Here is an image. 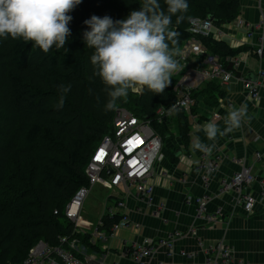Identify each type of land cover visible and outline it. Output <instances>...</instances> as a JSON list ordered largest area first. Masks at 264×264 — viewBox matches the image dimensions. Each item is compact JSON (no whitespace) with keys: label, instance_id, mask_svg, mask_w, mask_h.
<instances>
[{"label":"trees","instance_id":"16d2710c","mask_svg":"<svg viewBox=\"0 0 264 264\" xmlns=\"http://www.w3.org/2000/svg\"><path fill=\"white\" fill-rule=\"evenodd\" d=\"M186 13L172 16L171 27L178 32L177 42L193 38L207 53L222 60L251 51L247 46L230 47L209 36H192L190 18L210 20L214 26L231 23L240 14L239 0H187ZM167 12L165 0H159ZM139 0H82L69 13L71 36L64 48L53 46L47 54L22 39L0 38V264H20L40 241L58 244L60 236L77 237L87 250H98L90 234H74L73 224L63 210L82 186H88L85 167L103 136L111 131L118 107L134 115L154 119L159 107L170 108L177 100L171 83L161 95L145 88L138 93L129 90L113 109L108 86L91 63L93 49L85 46L84 21L92 15L124 19L139 10ZM183 20L177 23V16ZM70 90L62 92L60 85ZM218 81L207 82L203 89L192 90L208 106H215L223 94ZM64 97L63 106L60 98ZM195 104L190 113L194 112ZM175 110L172 118L152 126L162 137L176 122L183 145L189 144V115ZM162 153H166L162 148ZM167 155V154H166ZM114 201V197L107 198ZM103 214L97 230L106 237L122 219ZM129 249L125 250L128 252Z\"/></svg>","mask_w":264,"mask_h":264},{"label":"crops","instance_id":"0c3cea01","mask_svg":"<svg viewBox=\"0 0 264 264\" xmlns=\"http://www.w3.org/2000/svg\"><path fill=\"white\" fill-rule=\"evenodd\" d=\"M239 2V16L231 23L214 26L209 37L232 48L244 45L252 49L231 59L236 62V71L241 77L219 85L223 96L215 106L204 104L199 97L194 112L187 113L190 134L187 146L178 135L176 122L170 123L163 141L166 153H162L147 180V185L152 187L150 202L137 198L132 188L133 196L123 197V207L115 208V213L126 218V226L115 229L101 242L92 238L98 241V250L85 249L81 257L86 264H134L125 250L146 241L153 244L154 250L144 257L146 264H202L206 248L218 242L231 249L232 264H264V90L253 99L243 85L245 79L264 73V56L259 58L253 53L255 48L264 47V0ZM193 45L203 49L196 41H187L179 48L180 53L187 52V68L174 73L171 83L176 86L182 81L199 91L206 82L202 83L195 71L201 60L193 52ZM241 104H247L251 121L246 120L240 128L223 137L218 135L215 141L208 140L203 126L212 122L224 130L229 111ZM197 138L205 144H215L211 153L193 148ZM205 160L214 161L215 168L206 172ZM243 164L250 168L253 177L243 188L244 194L252 195L256 201L250 214L244 212L234 190L223 191V182L239 172ZM98 188L106 198L103 215L114 206L113 200L107 198H117L119 189L108 190L101 185ZM188 197L206 200L205 211L198 214V202H188ZM207 217L211 220L207 221ZM95 220H81L80 214L79 227L83 234L91 233L97 225L94 226ZM170 236L173 237L171 249L158 245Z\"/></svg>","mask_w":264,"mask_h":264},{"label":"built area","instance_id":"2783aa9c","mask_svg":"<svg viewBox=\"0 0 264 264\" xmlns=\"http://www.w3.org/2000/svg\"><path fill=\"white\" fill-rule=\"evenodd\" d=\"M188 22V32L192 36H209L214 27L208 19L194 17L190 18ZM239 25L244 26L242 22H239ZM191 47L201 60L195 71L198 72L202 83L216 80L220 85H223L235 78L234 71L227 69V64L231 62L236 70L237 64L231 60L232 58L222 60L216 55L207 53L203 47V49H198L194 45ZM253 53L261 58L264 56V47L255 48ZM175 58L182 68H187V52H182ZM255 77V80L245 79L243 81L248 96L253 99L259 96L261 90H264V73L260 72ZM192 90L193 87L187 86L182 81L178 82L174 86V92L177 95L175 104L170 108L159 107L155 112L154 119L138 117L123 107H118L115 110L111 131L103 136L85 167L88 186L80 187L63 210L65 218L73 224L74 234H83L78 227L80 214L84 200L95 186L101 185L108 190L119 189V195L113 201V208H108L105 212L110 217L115 214V208L123 207V197L133 196L132 188H134L137 198L150 202L152 187L147 185V180L152 174L155 163L163 157V140L152 126V121L161 124L172 118L175 110L189 112L200 99L195 100L192 97ZM191 120L193 121V119ZM259 157L257 153L256 158ZM203 168L206 172L213 170L215 168L214 161L205 160ZM107 172L111 174L108 176ZM252 180L250 168L243 164L239 172L234 174L230 180L223 182V191L234 190L246 214L252 213L256 202L252 195L243 192L245 184L251 183ZM186 200L198 202V214L205 211L206 200H193L190 197ZM206 220L210 221L211 218L207 217ZM126 224V218L122 217L113 231L119 227H125ZM98 225H101L100 219L90 235L94 239L97 238L98 241H103L107 237L97 230ZM158 245L171 249L173 237L160 240ZM85 249L77 237L60 236L58 244L55 246L40 241L20 264H86L85 258L81 257ZM153 252V244L146 241L141 246L133 245L126 254H130V259L134 264H146L144 257L153 254ZM231 256V249L224 243L218 242L206 248L202 264H232Z\"/></svg>","mask_w":264,"mask_h":264},{"label":"clouds","instance_id":"9594fccd","mask_svg":"<svg viewBox=\"0 0 264 264\" xmlns=\"http://www.w3.org/2000/svg\"><path fill=\"white\" fill-rule=\"evenodd\" d=\"M82 0H0V38L22 39L45 54L55 46L64 48L71 36L69 23L72 12ZM140 9L132 10L124 19L113 20L110 16L92 15L83 23L85 46L93 49L91 63L96 75L108 86L106 108L113 109L119 98H127L129 90L143 91L145 88L156 95L164 93L171 84L174 73L182 70L175 58L180 55L177 42L178 32L172 27V16L186 13L187 0H165L167 12L159 0H139ZM177 16V23L183 20ZM62 92L70 90L60 85ZM64 97L60 98V106ZM248 115L247 104L229 111L226 127L221 130L209 122L203 126L208 140L215 141L240 128ZM215 144H205L198 138L194 149L211 153Z\"/></svg>","mask_w":264,"mask_h":264},{"label":"rangeland","instance_id":"374dc122","mask_svg":"<svg viewBox=\"0 0 264 264\" xmlns=\"http://www.w3.org/2000/svg\"><path fill=\"white\" fill-rule=\"evenodd\" d=\"M187 41H195V40L193 38H191V39H189ZM184 44H185V42H183L182 46ZM99 190L100 189L98 188V186L93 187L91 192L88 194V196L84 200V203H83V206H82V210H81V220L82 219H86L87 221H90L92 218H94V219H96L94 226L97 224V222H98V220L100 218V214L102 215V213H103L104 204H105V201H106V198H104V196L102 194L100 195V191ZM104 191L107 192L106 189H104ZM113 192H115V191H113ZM109 194H111V193L108 192V195ZM82 211H83V213H82ZM78 227H79V225H78ZM99 242H101V241H99Z\"/></svg>","mask_w":264,"mask_h":264},{"label":"water","instance_id":"95a60500","mask_svg":"<svg viewBox=\"0 0 264 264\" xmlns=\"http://www.w3.org/2000/svg\"><path fill=\"white\" fill-rule=\"evenodd\" d=\"M227 69L230 70V71H234V77H235L236 79H239V78L241 77L240 72H237L236 70H234V68H233V63L229 62V63L227 64ZM248 79H250V80H255L256 77H255V76H251V77L248 78ZM146 119H147V117H146ZM110 174H111L110 172H107V175H108V176H109Z\"/></svg>","mask_w":264,"mask_h":264},{"label":"snow or ice","instance_id":"6c2138e0","mask_svg":"<svg viewBox=\"0 0 264 264\" xmlns=\"http://www.w3.org/2000/svg\"><path fill=\"white\" fill-rule=\"evenodd\" d=\"M99 158V157H98Z\"/></svg>","mask_w":264,"mask_h":264}]
</instances>
